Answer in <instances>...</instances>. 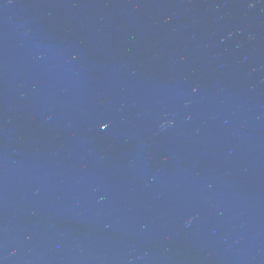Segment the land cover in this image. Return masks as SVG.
Segmentation results:
<instances>
[{
  "label": "water",
  "instance_id": "95a60500",
  "mask_svg": "<svg viewBox=\"0 0 264 264\" xmlns=\"http://www.w3.org/2000/svg\"><path fill=\"white\" fill-rule=\"evenodd\" d=\"M0 264H264V0H0Z\"/></svg>",
  "mask_w": 264,
  "mask_h": 264
},
{
  "label": "clouds",
  "instance_id": "9594fccd",
  "mask_svg": "<svg viewBox=\"0 0 264 264\" xmlns=\"http://www.w3.org/2000/svg\"><path fill=\"white\" fill-rule=\"evenodd\" d=\"M169 124H171V122H169Z\"/></svg>",
  "mask_w": 264,
  "mask_h": 264
}]
</instances>
